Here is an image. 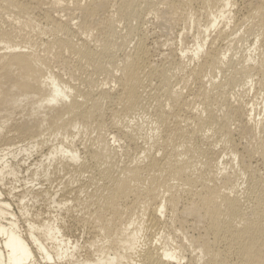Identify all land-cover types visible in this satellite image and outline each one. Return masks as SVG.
<instances>
[{
    "label": "bare ground",
    "instance_id": "6f19581e",
    "mask_svg": "<svg viewBox=\"0 0 264 264\" xmlns=\"http://www.w3.org/2000/svg\"><path fill=\"white\" fill-rule=\"evenodd\" d=\"M0 264H264V0H0Z\"/></svg>",
    "mask_w": 264,
    "mask_h": 264
},
{
    "label": "rangeland",
    "instance_id": "374dc122",
    "mask_svg": "<svg viewBox=\"0 0 264 264\" xmlns=\"http://www.w3.org/2000/svg\"><path fill=\"white\" fill-rule=\"evenodd\" d=\"M234 7L231 9V10H233L234 11ZM199 20H200V22L201 21H203V19L200 17L199 18ZM192 40V37H191V39H190V41ZM192 46V43L189 45V47H191ZM256 56H257V54H256ZM256 56H255V58H256ZM260 102V101H259ZM259 108L261 107V105H259L258 106ZM36 155L33 157V158H30L29 159V162H27V164L28 163H30V164H32L33 163V161L34 160H36ZM68 176V175H67ZM76 176V175H75ZM67 178H69V176L67 177ZM66 178V176H65V178L64 179H67ZM76 178L77 177H74V179H71L72 181L74 180H76ZM58 182H59V180H57ZM65 181L66 180H64V181H62V183L64 182L65 183ZM58 182H56V181H54L53 183L54 184H52L51 186H44V185H41L42 187H46V188H48V189H50V192H53V190H54V188L56 187L55 185H57V183ZM71 186V185H70ZM75 186V184H72V187H74ZM21 187V186H20ZM36 187H39L38 185H36ZM35 187V188H36ZM51 187V188H50ZM56 190H57V188H55ZM22 189L21 188H19L18 189V191H21ZM52 190V191H51ZM37 206H39L38 204H37ZM40 208H42V207H40ZM54 214V213H53ZM75 229V230H74ZM68 232H70V233H68L69 234V236L71 237V239L72 240H75L76 239V241H78V243L79 244H82L83 243V241H86V240H88L89 238H90V236L87 234V232L84 230L83 231V229H81L79 226H76V225H73L72 227H70V230L68 231ZM87 235V236H86ZM79 237V238H78ZM83 238V239H82ZM99 243V242H98Z\"/></svg>",
    "mask_w": 264,
    "mask_h": 264
}]
</instances>
